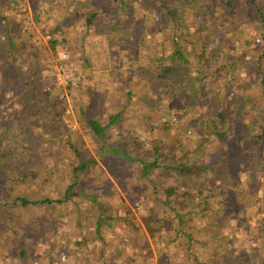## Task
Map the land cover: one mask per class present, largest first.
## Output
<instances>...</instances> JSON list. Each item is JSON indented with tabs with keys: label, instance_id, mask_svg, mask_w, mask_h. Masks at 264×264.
<instances>
[{
	"label": "trees",
	"instance_id": "obj_1",
	"mask_svg": "<svg viewBox=\"0 0 264 264\" xmlns=\"http://www.w3.org/2000/svg\"><path fill=\"white\" fill-rule=\"evenodd\" d=\"M144 1L158 27L136 0H0L1 264H264V0ZM125 88L124 105L94 106ZM180 96L190 109L175 127L159 103ZM113 130L119 155L73 141L96 155ZM101 164L120 193L86 182L109 179ZM43 173L57 198L30 194ZM71 201L86 231L67 232Z\"/></svg>",
	"mask_w": 264,
	"mask_h": 264
},
{
	"label": "rangeland",
	"instance_id": "obj_2",
	"mask_svg": "<svg viewBox=\"0 0 264 264\" xmlns=\"http://www.w3.org/2000/svg\"><path fill=\"white\" fill-rule=\"evenodd\" d=\"M85 1V0H84ZM136 3L138 4V10L139 13H141L142 15L144 14V16H146V20H145V25L146 26H155L158 27L159 25V21L161 20V14L157 13L156 8L154 6H149L146 4V2L144 0H136ZM203 4H207L206 0H202ZM146 5V6H145ZM208 25H213L211 20L207 21ZM82 22L77 23V24H73L70 23L68 24L65 28H64V32L65 35L68 37V39L74 40L77 37V34L79 33V29L81 27ZM114 25V29L116 27V23L114 20H103L101 21L99 24L94 25V32L96 34H100L104 29H106V26L109 25ZM211 27V26H210ZM118 31H115L114 33V38L116 37ZM131 35L129 37V40L133 39L134 36V32L131 31ZM220 33L219 31L216 32V37L214 40H212L211 42V46L215 45L217 40L220 38ZM158 44V42L156 43V41L154 42V46H156ZM63 59L64 56H63ZM210 81V80H209ZM123 82H121L122 85ZM130 83H127V85H129ZM143 84L139 87L134 86V92H140L142 91L144 88L142 87ZM207 90L209 91L210 88L207 87ZM217 90L218 87H217ZM126 92V88L123 89L121 91L120 94H118L115 98L114 101L111 103L106 104V101H100L99 103H97V105L94 106H98L99 109H103V110H107L108 106H113L114 109L117 106H121L124 105L126 102V96L124 95V93ZM232 92H236V90L232 91ZM98 93V92H97ZM142 93H146L148 95V97L150 98L149 104H152L156 101V97L152 96L151 91H143ZM78 94V93H76ZM233 94V93H232ZM232 94H229L228 99L232 98ZM99 95V94H98ZM166 103H159L160 105L165 106L166 112L168 113V119L171 125L177 127L178 125H180L182 123V119L185 117L183 115V110H188L190 109V106L187 104L186 99L183 96H180L178 98H172L169 101L165 100ZM133 103V102H132ZM131 103V105H132ZM235 106V105H233ZM236 107V106H235ZM112 109V108H111ZM236 109V108H234ZM130 110V109H129ZM160 111H162V108L159 109ZM107 111H103L102 113H105ZM127 112V111H126ZM70 117V118H69ZM69 117H65L64 118V123L66 125H68L70 128L71 127H75L76 126V122H75V118L72 117V115H70ZM143 122H147L146 120H142ZM140 121L138 126V133L141 132H145V136L147 137V132L148 129L146 128L145 124ZM22 128H25V125H21ZM39 128H31V131L34 133L35 131H38ZM117 131L113 130L111 131L105 138H102V145H103V149L99 150L98 154L95 155L94 151H92L89 148V144H86L84 141V138H82L77 132H75L73 134V141H75L74 143L77 144L78 147L81 146V142H79V138L82 140V142L85 144V148L87 149L88 153L91 155H94L95 157H97V159H103V157L105 155H119V152H117L116 148L111 149V146L109 144H113L114 140L117 139ZM156 133V132H155ZM59 151V148L57 147L55 149V151L53 153H56ZM107 151V153L105 152ZM83 155H86V152L84 149L81 148L80 151ZM67 153L66 155L60 157L61 163H59V166L61 167L60 170H58V172L63 173V169L66 168L68 161H67ZM103 167L106 169L107 171V175L109 176V179L106 180L102 175H100L99 173L97 174L96 172L91 173L85 180L86 182L93 187L100 195L101 198H104L106 196H112L115 195L116 193H120L121 192V188L120 185L118 183H116L114 181V179H112L110 177V174L107 170V166L104 164ZM119 169V170H118ZM48 170V169H47ZM46 169L42 170V171H47ZM96 170V169H95ZM115 172L120 171V167L117 166V169H114ZM43 177H44V173L40 176V178L38 179L37 182H33V185L29 188L30 190V194L33 195L34 197H42V196H46L49 198L52 197H58L56 196V185L59 184L58 181H50V177H48V181L45 183L43 182ZM128 202V206L130 208L131 211L134 212V207L132 206V203ZM103 203V202H102ZM58 212L60 214H63L65 216V218H70V213L73 212L75 213V218L73 220L67 219L68 223H67V232L71 229V224H76L78 231H83V230H87L88 228V223L87 221L84 219L83 220V215L84 212L81 211V207L76 205L75 202L71 201L68 204H66L65 206L59 208ZM142 225V223H140ZM2 231V230H0ZM12 254H15V249L12 251H9ZM59 256L61 257L62 261H67V256L65 252H60ZM1 264V263H0Z\"/></svg>",
	"mask_w": 264,
	"mask_h": 264
}]
</instances>
